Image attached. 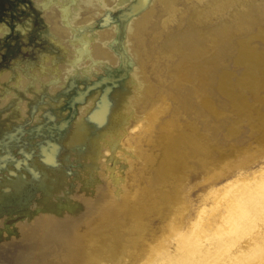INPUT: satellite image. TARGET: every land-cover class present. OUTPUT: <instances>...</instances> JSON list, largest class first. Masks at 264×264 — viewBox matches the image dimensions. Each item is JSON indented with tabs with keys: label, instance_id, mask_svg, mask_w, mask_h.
I'll return each instance as SVG.
<instances>
[{
	"label": "rangeland",
	"instance_id": "1",
	"mask_svg": "<svg viewBox=\"0 0 264 264\" xmlns=\"http://www.w3.org/2000/svg\"><path fill=\"white\" fill-rule=\"evenodd\" d=\"M263 182L264 0H0V264L259 263Z\"/></svg>",
	"mask_w": 264,
	"mask_h": 264
},
{
	"label": "bare ground",
	"instance_id": "2",
	"mask_svg": "<svg viewBox=\"0 0 264 264\" xmlns=\"http://www.w3.org/2000/svg\"><path fill=\"white\" fill-rule=\"evenodd\" d=\"M256 7H257V5H256ZM193 29V28H192ZM194 30V29H193ZM217 29H214L213 31H216ZM193 32V31H192ZM189 32L188 30H181V31H179V32H177V33H175L174 35H171L170 37H168L167 38V40H166V42L167 43H171V42H175V44H177L176 43V40H177V38L179 37L180 38V36L182 37V41L181 40H179V38H178V42L180 43V42H182V43H184L185 42V36H189V41H190V44H192L191 46H190V53L192 52V51H199L198 50V46H196V44L195 43H197V35L195 34V32ZM220 32H222V30H220ZM187 33H191V34H187ZM179 35V36H178ZM183 46V45H182ZM199 53V52H198ZM195 54V56L194 57H192L191 59L196 63V64H194L195 66H197V65H200V63H197L199 60H200V58H198L199 57V54ZM197 57V58H196ZM199 59V60H198ZM202 64V63H201ZM197 69L199 70L200 69V67L199 66H197ZM166 155L167 156H169V152H166ZM261 184H264V182L263 183H261ZM261 184H260V186H261ZM247 190V189H246ZM250 192V191H249ZM254 193V192H253ZM244 195H245V193H244ZM246 196V195H245ZM240 197H242L243 198V196H240ZM247 199L249 200V202L250 203H252L253 205H255L254 207H257V206H259V207H261V208H264V187H261V188H257V190H256V195H247ZM243 199H245V197L243 198ZM247 201V200H246ZM245 200H244V202H246ZM241 202V201H240ZM229 204H230V202H229ZM246 204H249V203H246ZM231 205V204H230ZM233 205H234V203H233ZM242 204H240V203H237L235 206H237V208H235V209H237V211H239V210H241V209H244V208H246V207H244V208H241L242 206H241ZM243 206H246V205H243ZM250 205H248V207H249ZM234 208V207H233ZM250 208V207H249ZM248 208V209H249ZM254 209V208H253ZM250 210H252V209H250ZM249 210V211H250ZM260 210V209H259ZM258 210V212H260ZM243 211H245V210H243ZM242 210H241V216H243L244 215V212H243ZM254 211V210H253ZM251 212V211H250ZM254 212H256V211H254ZM257 212V213H258ZM232 213V212H231ZM261 214H262V212H260ZM252 214V213H251ZM256 214V213H255ZM253 215V214H252ZM259 216V215H258ZM263 217H264V215H262ZM249 217V216H248ZM252 217V216H251ZM247 218V217H246ZM255 218H256V215H255ZM258 218V217H257ZM229 219V218H228ZM232 221V220H231ZM231 221H230V223H231ZM246 221V220H245ZM244 221V222H245ZM251 221V220H250ZM254 221V220H253ZM233 222V221H232ZM234 223V222H233ZM254 223V222H253ZM232 224V223H231ZM235 224V223H234ZM248 223L246 222V225H247ZM256 224V223H255ZM240 225H241V221H240ZM245 225V224H244ZM244 226L245 228L247 227V226ZM252 225H248V228L249 227H251ZM231 227H233V226H231ZM230 227V228H231ZM244 228V229H245ZM233 229V228H232ZM237 231V230H236ZM239 231V230H238ZM261 248H263V247H261ZM261 250V249H260ZM258 252H259V249H258ZM254 253V252H253ZM252 253V254H253ZM256 253V252H255ZM256 255H260V253H258V254H256ZM263 256L264 255H260L259 257H258V259H260V261H259V263H255V260H254V257L252 256V255H250V256H247L246 255V253H240V254H237V255H235V256H231V255H229L228 254V258H227V260H226V262H223L222 264H264V258H263ZM196 257V254L193 252H191V251H189V252H186V253H183V254H181L180 256H177V258L175 259V261H173V262H171L170 264H205V261H211V260H213V258L211 257V256H203V258H195ZM257 257V256H256ZM44 258V256H38L36 259H33V260H31V263H29V264H52L53 262L51 261V260H47L46 258L45 259H43ZM207 258H210V259H207ZM256 259V258H255ZM221 261V260H220ZM81 262H82V260H77L74 264H81ZM219 262H217V263H211V264H218ZM207 264V263H206Z\"/></svg>",
	"mask_w": 264,
	"mask_h": 264
}]
</instances>
